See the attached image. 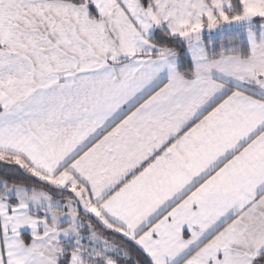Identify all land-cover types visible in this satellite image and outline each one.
Returning a JSON list of instances; mask_svg holds the SVG:
<instances>
[{
  "label": "snow or ice",
  "instance_id": "snow-or-ice-1",
  "mask_svg": "<svg viewBox=\"0 0 264 264\" xmlns=\"http://www.w3.org/2000/svg\"><path fill=\"white\" fill-rule=\"evenodd\" d=\"M0 264H264V0H0Z\"/></svg>",
  "mask_w": 264,
  "mask_h": 264
}]
</instances>
